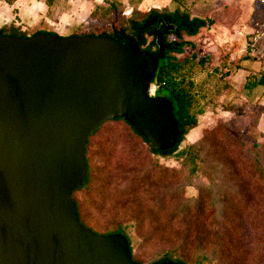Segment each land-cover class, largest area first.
Wrapping results in <instances>:
<instances>
[{"label": "water", "instance_id": "95a60500", "mask_svg": "<svg viewBox=\"0 0 264 264\" xmlns=\"http://www.w3.org/2000/svg\"><path fill=\"white\" fill-rule=\"evenodd\" d=\"M156 64L111 36L0 34V264H140L123 233L82 222L73 194L106 121L123 118L155 150L178 145Z\"/></svg>", "mask_w": 264, "mask_h": 264}, {"label": "rangeland", "instance_id": "374dc122", "mask_svg": "<svg viewBox=\"0 0 264 264\" xmlns=\"http://www.w3.org/2000/svg\"><path fill=\"white\" fill-rule=\"evenodd\" d=\"M114 6L119 11L117 16ZM152 8L161 12L180 9L191 18L199 17L208 22L195 36L183 31L182 36L166 37L168 42L193 41L195 44L185 45L183 54H171L181 60L197 54V59H190L189 64L201 91L194 111L199 124L179 149L201 142L198 171L192 173L181 152L170 156L151 153L146 142L123 119L105 122L90 137L92 163L106 177L119 170L126 171L128 165L137 164L146 169L156 162L183 172L191 179L189 196L197 195L202 185H209L216 199H227L220 204L227 213L211 223L241 229L230 240L232 244L227 242L230 237L225 234L224 250L218 249L219 257H224L225 264H264V181L258 180L255 167L258 159L264 164V89L247 86L252 72L264 71V0H16L13 4L2 1L0 27L15 23L29 35L38 30L61 35L98 34L109 32L113 26L126 29L130 17L142 19ZM134 9L141 12L133 14ZM157 26L159 24L153 25ZM254 33L261 34L257 41L253 40ZM142 45L155 50V36L146 33ZM247 54L249 58H245ZM199 58L206 60L201 64ZM226 71L230 73L227 77ZM99 185L100 180L95 189L76 191L74 197L81 204L84 223L105 233L114 220L109 212L97 208ZM124 221L126 225V219ZM157 223L174 228V221L170 222L166 216ZM127 224L139 262L152 264L166 257L168 246L161 235L146 244L138 233V223ZM144 231L146 233L147 228ZM209 232L213 239V231Z\"/></svg>", "mask_w": 264, "mask_h": 264}, {"label": "trees", "instance_id": "16d2710c", "mask_svg": "<svg viewBox=\"0 0 264 264\" xmlns=\"http://www.w3.org/2000/svg\"><path fill=\"white\" fill-rule=\"evenodd\" d=\"M2 1L13 4L16 0H0V4ZM113 11L115 16L119 14L116 6L113 7ZM138 12L141 11L134 9L133 14ZM160 20L163 24L160 28L159 26L154 28L153 25H158ZM207 25L206 19L199 17L191 18L190 14L182 13L180 9L161 12L156 8H152L144 14L142 19L138 20L134 19L133 16L130 17L126 29L119 25L118 27L113 26L109 32L80 34L111 36L156 57V70L152 80L153 84L156 85L155 94L166 100L173 111L174 119L179 127V143L171 150H155L145 137L140 135L128 122L126 123L130 125L136 135L146 142L149 151L154 155L170 156L181 152L190 165L192 173H197L198 171V160L201 158L202 150L201 142L191 143L181 151L179 146L190 131L199 124L194 111L199 103L198 97L201 91L197 87L195 75L190 66L191 64H189L190 59H197V54L193 53L190 57H186L183 60L179 59L177 55H172L171 52L183 54L185 52L184 46H194V42H168L166 37L172 34L182 36L183 31L190 36H195L201 28ZM160 32L164 33L162 45L159 41ZM36 33L57 32L38 30L31 35ZM146 33L155 36V44L157 45L155 50L152 49V46L143 47L142 44ZM0 34L19 37L30 36L15 23L0 27ZM249 49L250 47H248ZM245 58H249V54ZM204 60L206 59L199 58L198 63L203 64ZM212 72L213 70L209 73ZM228 72L226 71V77L230 74ZM257 85H264V71L261 74L258 72L251 73L247 86L253 87ZM119 119L123 118L115 120ZM89 141L86 147L87 179L85 184L76 191L84 188L95 189V184L100 180L101 186L99 185L100 187L96 188L99 195L97 208L99 211L109 212L114 220L112 227L105 234L123 233L130 241L134 259L139 262L133 251L131 238L127 233V222L135 221L138 223L137 230L144 243L148 244L157 238L156 236L161 235L160 237L164 238L163 242L168 246L165 251L166 257L156 260L152 264H162L164 260H176L182 264H189L190 262L197 264H225L224 257H219L218 251L219 248L223 249L225 245V234L230 237L227 242L232 244L230 240L235 233L237 234L241 230L236 227H226L220 222H217V226L211 223V220H218V217H223L227 213L226 209L220 205L223 202H227L226 197L216 199L214 189L209 185H202L197 195L189 196L187 191L192 185L191 179L184 176L183 172L170 170L156 162L150 163L146 169L139 167L137 164L132 167L128 165L126 171L119 170L104 177L101 171L94 167L92 163V156L90 154L92 143H89ZM255 167L257 168L258 180L263 182V162L258 159ZM107 168L109 169L108 166ZM74 200L77 204L79 216L84 223L81 204L75 197ZM122 202H124L123 206H121ZM163 216H166L170 222L174 221V228H168L166 224L157 223V220ZM125 219L126 225L124 223ZM209 222L211 226L207 225ZM145 228H147L146 233H144ZM210 230L213 231V239L209 236ZM166 235L167 240L165 239ZM211 252L212 256L210 255ZM230 253L231 251L229 250L228 254ZM139 263L142 264L141 262Z\"/></svg>", "mask_w": 264, "mask_h": 264}, {"label": "built area", "instance_id": "2783aa9c", "mask_svg": "<svg viewBox=\"0 0 264 264\" xmlns=\"http://www.w3.org/2000/svg\"><path fill=\"white\" fill-rule=\"evenodd\" d=\"M260 37H261V34H259V33H254L253 40H254V41H257ZM155 89H156V85H154V90H155Z\"/></svg>", "mask_w": 264, "mask_h": 264}, {"label": "flooded vegetation", "instance_id": "af4514ba", "mask_svg": "<svg viewBox=\"0 0 264 264\" xmlns=\"http://www.w3.org/2000/svg\"><path fill=\"white\" fill-rule=\"evenodd\" d=\"M153 23H154V21H153ZM163 24V22L160 20V22H159V28H160V26ZM165 36H166V34H165ZM173 42H175V41H173ZM176 43V42H175Z\"/></svg>", "mask_w": 264, "mask_h": 264}, {"label": "crops", "instance_id": "0c3cea01", "mask_svg": "<svg viewBox=\"0 0 264 264\" xmlns=\"http://www.w3.org/2000/svg\"><path fill=\"white\" fill-rule=\"evenodd\" d=\"M258 86V85H257ZM260 87H262L264 89V85H259Z\"/></svg>", "mask_w": 264, "mask_h": 264}]
</instances>
